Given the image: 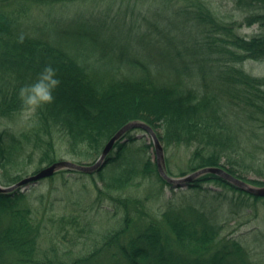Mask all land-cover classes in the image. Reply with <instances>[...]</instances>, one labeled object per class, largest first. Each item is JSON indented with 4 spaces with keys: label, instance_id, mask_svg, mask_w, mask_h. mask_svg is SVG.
Returning a JSON list of instances; mask_svg holds the SVG:
<instances>
[{
    "label": "trees",
    "instance_id": "1",
    "mask_svg": "<svg viewBox=\"0 0 264 264\" xmlns=\"http://www.w3.org/2000/svg\"><path fill=\"white\" fill-rule=\"evenodd\" d=\"M117 1L132 4L130 21L119 14L109 22V8L98 16L92 8L64 14L77 3L110 7ZM231 2L242 21H225L206 0H0V124L25 113L18 90L34 82L44 65L51 63L62 79L55 103L43 105L31 125L0 129V184H16L36 162H58L60 149L75 159L98 155L123 126L140 121L166 149H192L188 173L222 167L264 187V181L245 177L264 176V77L244 68L247 61L264 62V0ZM58 6L61 15L51 10ZM45 8L38 16L36 10ZM140 17L141 28L145 23L161 37L141 30L129 37ZM256 25L255 35L240 34ZM136 141L126 134L97 172L63 170L46 178L66 185V176L76 174L95 183L98 194L90 204L76 194L80 215L59 216L52 206L47 221L66 235L72 227L73 246L95 240L86 254L69 246L42 250L46 221L33 194L26 187L0 193V264H255L243 242L224 236L217 216L184 205V196L179 205L170 199L167 210L153 212L152 203L171 185L157 161L132 156ZM207 184L237 195L238 201L226 200L240 211L250 201H264L213 174L188 186L199 193L209 191ZM107 204L112 212L103 210ZM102 212L116 228H95Z\"/></svg>",
    "mask_w": 264,
    "mask_h": 264
},
{
    "label": "rangeland",
    "instance_id": "2",
    "mask_svg": "<svg viewBox=\"0 0 264 264\" xmlns=\"http://www.w3.org/2000/svg\"><path fill=\"white\" fill-rule=\"evenodd\" d=\"M111 1V0H110ZM212 10L219 17H225V21H233L238 20L242 21L243 18L239 16L238 11L235 10L233 3L231 0H206ZM65 7V6H64ZM132 4L123 1L114 2L108 7V5H83V4H75L73 7H68L73 10H67L64 14L72 15L75 13H79V11H84L91 9V14L96 16L100 15V13L109 8L106 14L110 15L108 20L109 22H113V19L117 15H122L126 18L127 21L131 20V9ZM139 11L140 8H144L147 10L148 6H138ZM50 9V8H48ZM59 9H63V7L58 6L54 7L56 10L54 13L58 12L57 15H61L62 13L58 11ZM42 10H36L38 16L42 14ZM42 11V12H41ZM41 12V13H40ZM145 12V11H143ZM147 12V11H146ZM42 16V15H41ZM150 19L154 21V17L150 16ZM142 18H138L134 27V31L129 33V37H132L133 34H136L138 30L141 32H150L151 38L158 39L160 38V34L154 28L148 26L143 23ZM110 30L114 33V35H120L118 29L116 27H112ZM139 32V31H138ZM258 32L257 25L253 27H244L240 30V34L243 36L251 37ZM244 68L247 72L257 77H264V62H255V61H247L244 64ZM35 116L28 115L26 113L18 116L16 120L13 122H4L0 124V129H3L6 126L18 127V126H29L34 122ZM131 135L136 137V142L132 144V156L137 160H146L151 159L153 162L157 161V155L155 152L154 146L148 148L146 150L141 149L144 145H150L152 143L151 137L143 130L136 129L131 132ZM107 144V143H106ZM105 144V145H106ZM164 146V145H163ZM105 147V146H104ZM103 149L98 155H86L79 156L76 159L68 155L66 151L61 150L58 151V161L67 160L75 163L81 162L80 164L91 165L93 164L101 155ZM165 151V159H169V168L173 173L175 178L184 177L182 174L186 172V175L192 174V172L188 171L191 167V152L192 149L177 146L170 147ZM48 164H39L36 162L33 165H30L25 168L24 178L32 176L33 173L37 170L38 167L41 169L48 167ZM109 176V175H107ZM247 179H257L264 181V176H258L257 174L249 173L245 175ZM83 179V180H80ZM67 184H64V180L57 179L55 182H51L48 179L37 182L33 185L26 187L23 189L25 192H30L32 198L34 200V204L41 210L40 217L44 218L46 221L44 223L46 230L43 232L42 240L40 242V246L42 250L48 251L52 247L57 248L58 250H64L66 247H71V250L75 251L76 254H86L92 251L95 248V243H93L92 239H81V242L78 246H73L71 244L72 236L74 235V230L72 227H67L68 235L65 232H60V229L57 225H53L49 220L51 207L54 206V209L57 210V215L59 216H72L74 214L80 215V210L76 208L74 204V200L76 199V194L79 199L84 204H90V201H93L97 197V189L95 183L92 182V179H84L80 175L69 174L66 176ZM98 185L100 187H104V182L100 179H96ZM53 186L54 191H51V187ZM86 186V188H84ZM205 188L209 191L205 192H194L189 190V186H165L163 192L161 193L159 200L152 203V209L155 214L164 212L167 210V202L171 199L175 201L174 205H179L183 199V203L186 206H190L193 208H199L208 213H212L217 216L220 220L221 224L225 226L224 236H229L231 238L237 239L243 242L244 246L247 247L252 253V258L255 264H264V201L258 202L257 204H253L251 201L248 203V206L244 208V210H238L237 208H233V204L226 199H235L238 201V196L234 195L231 192H227L220 187L215 185H205ZM49 192H51V196H49ZM75 192V193H74ZM74 193V194H73ZM144 192H142L143 194ZM221 193L220 195H218ZM45 196L44 202H40L39 198ZM109 204L105 205L103 210L112 212V207ZM111 208V209H110ZM103 214L98 215L95 219V228L99 231H107L112 228L117 227V223ZM65 236V237H64ZM99 246V245H98ZM101 246V244H100ZM114 252V251H113ZM109 257V256H108ZM108 257L106 261H108Z\"/></svg>",
    "mask_w": 264,
    "mask_h": 264
},
{
    "label": "water",
    "instance_id": "3",
    "mask_svg": "<svg viewBox=\"0 0 264 264\" xmlns=\"http://www.w3.org/2000/svg\"><path fill=\"white\" fill-rule=\"evenodd\" d=\"M141 129L145 131L152 139L153 146L155 148V152L157 155V165L158 171L161 177L173 186H188L193 181L199 179L202 176L207 174H213L221 177L228 183L238 187L239 189L246 191L254 196L264 197V187L254 186L247 181L238 178L237 176L232 175L226 169L222 167H207L200 169L192 174L184 176L182 178H175L168 173L166 159H165V151L162 142L160 141L157 132L148 124L140 121H132L123 126L105 145L100 157L91 165L86 164H78L72 161L62 160L55 162L48 167L43 168L38 173L23 178L19 182L11 186H2L0 184V193H11L19 188L28 187L33 185L40 180L49 178L56 173L63 170H74L83 173H93L101 170L106 164L108 156L112 153L115 148L117 142L121 141L126 134L129 132Z\"/></svg>",
    "mask_w": 264,
    "mask_h": 264
},
{
    "label": "clouds",
    "instance_id": "4",
    "mask_svg": "<svg viewBox=\"0 0 264 264\" xmlns=\"http://www.w3.org/2000/svg\"><path fill=\"white\" fill-rule=\"evenodd\" d=\"M61 83L58 69L51 63L44 65L34 82L24 84L18 90V96L24 105L23 111L35 116L43 105L55 103L54 93Z\"/></svg>",
    "mask_w": 264,
    "mask_h": 264
}]
</instances>
